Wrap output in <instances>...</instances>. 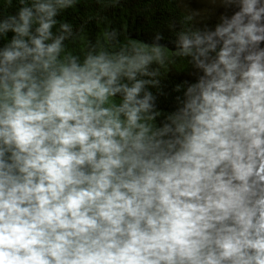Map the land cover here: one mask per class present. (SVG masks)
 Returning a JSON list of instances; mask_svg holds the SVG:
<instances>
[{
  "label": "clouds",
  "instance_id": "clouds-1",
  "mask_svg": "<svg viewBox=\"0 0 264 264\" xmlns=\"http://www.w3.org/2000/svg\"><path fill=\"white\" fill-rule=\"evenodd\" d=\"M220 3L170 112L161 35L81 57L77 0L0 14V264H264V0Z\"/></svg>",
  "mask_w": 264,
  "mask_h": 264
},
{
  "label": "trees",
  "instance_id": "trees-1",
  "mask_svg": "<svg viewBox=\"0 0 264 264\" xmlns=\"http://www.w3.org/2000/svg\"><path fill=\"white\" fill-rule=\"evenodd\" d=\"M17 8L18 0H11L10 5L9 0H0V14L15 13ZM233 11L234 8L226 10L220 0H77L74 7L62 12L57 19L73 26L76 35L65 42L66 48L81 57L89 41L107 44L104 33H111L113 29L121 44H153L156 42L155 37L161 35L163 39L158 43L165 46V54L172 58V62H166V66L160 69L158 79L163 95L158 96L157 108L170 112L175 108V96L180 95L173 91L174 87L185 80L195 82L193 73L199 74L188 62L190 58L172 57V52L177 51L174 42L178 34L205 27L214 30L220 15L230 16ZM188 16L192 19L186 20ZM3 40L6 43L8 37ZM149 90L155 94L158 89Z\"/></svg>",
  "mask_w": 264,
  "mask_h": 264
}]
</instances>
